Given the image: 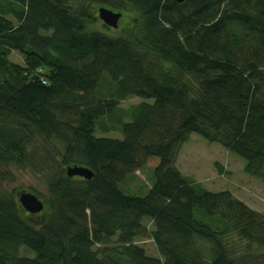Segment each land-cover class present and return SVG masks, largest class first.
Here are the masks:
<instances>
[{"label":"trees","instance_id":"obj_1","mask_svg":"<svg viewBox=\"0 0 264 264\" xmlns=\"http://www.w3.org/2000/svg\"><path fill=\"white\" fill-rule=\"evenodd\" d=\"M191 134L264 182V0H0V165L46 189L29 214L0 184V264H264V214L178 169Z\"/></svg>","mask_w":264,"mask_h":264},{"label":"rangeland","instance_id":"obj_2","mask_svg":"<svg viewBox=\"0 0 264 264\" xmlns=\"http://www.w3.org/2000/svg\"><path fill=\"white\" fill-rule=\"evenodd\" d=\"M9 18L11 17L9 16ZM10 60L19 64L22 63V57L17 52L11 53ZM140 101L141 99L137 97H131L121 102V106L128 108ZM96 135L121 138L120 132L97 133ZM156 161L151 159L145 169L135 171L127 180L128 190L124 191L138 196L144 195L147 191L146 183L150 180L151 171ZM176 165L181 174L199 188L213 192L228 190L247 206L264 214V182L246 174L243 160L219 144H209L200 136L191 134L179 148ZM0 172L11 174L0 180L1 186L6 191L30 193L37 191L44 195L46 193L42 179L34 176L28 170L16 169L15 167L5 168L0 165ZM33 194L37 196L36 192ZM39 199L42 201L41 198ZM139 243L144 246L149 255H157L151 239H144Z\"/></svg>","mask_w":264,"mask_h":264},{"label":"water","instance_id":"obj_3","mask_svg":"<svg viewBox=\"0 0 264 264\" xmlns=\"http://www.w3.org/2000/svg\"><path fill=\"white\" fill-rule=\"evenodd\" d=\"M177 1L182 2L183 0ZM98 17L108 27L116 28L121 13L100 7L98 9ZM66 174L68 176H80L85 179H89L92 176V172L89 169L79 166L68 167ZM17 198L22 208L29 214L40 213L44 208L43 202L33 193L21 191L18 193Z\"/></svg>","mask_w":264,"mask_h":264}]
</instances>
